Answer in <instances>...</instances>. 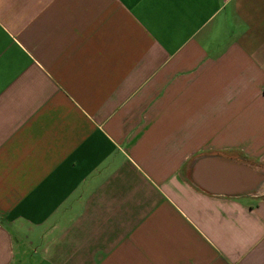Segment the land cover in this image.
<instances>
[{
  "label": "crops",
  "instance_id": "0c3cea01",
  "mask_svg": "<svg viewBox=\"0 0 264 264\" xmlns=\"http://www.w3.org/2000/svg\"><path fill=\"white\" fill-rule=\"evenodd\" d=\"M0 264H264V0H0Z\"/></svg>",
  "mask_w": 264,
  "mask_h": 264
}]
</instances>
